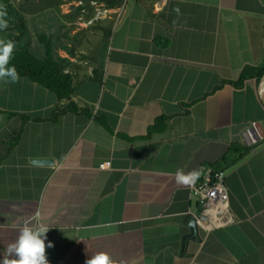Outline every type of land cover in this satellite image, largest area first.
<instances>
[{
  "label": "crops",
  "instance_id": "1",
  "mask_svg": "<svg viewBox=\"0 0 264 264\" xmlns=\"http://www.w3.org/2000/svg\"><path fill=\"white\" fill-rule=\"evenodd\" d=\"M94 20H76L74 57L57 50L83 109L51 119L54 92L0 80V256L38 215L49 264L97 251L114 264H264V138L247 134L264 105L254 78L222 84L264 65V0H124ZM202 164L225 171L232 221L195 236L194 183L175 173Z\"/></svg>",
  "mask_w": 264,
  "mask_h": 264
},
{
  "label": "trees",
  "instance_id": "2",
  "mask_svg": "<svg viewBox=\"0 0 264 264\" xmlns=\"http://www.w3.org/2000/svg\"><path fill=\"white\" fill-rule=\"evenodd\" d=\"M70 1L79 3L72 5L69 12L62 13L61 5ZM123 1L0 0V9L7 12L8 22L7 28L2 31L9 32L10 39L16 47L12 51L9 64L15 65L18 76L27 77L56 94L59 104L52 113L51 119L64 112L69 106L80 110L84 108L73 100L75 75L69 70L72 62L67 57H61L57 50L62 49L71 57L75 56L76 44L79 43L83 30L73 36L69 33L75 28L78 18L87 22L96 16L93 2L102 3L103 8L109 9L120 6ZM36 13H42L43 16L37 17ZM99 21L94 20L93 26ZM104 30L108 29L105 27ZM14 31H18V35H15ZM94 72H97L96 68H93ZM263 74L264 65L245 66L236 80H223L222 84L230 83L235 88H240L251 78L258 83ZM63 101L65 106L61 108ZM248 150V146L233 144L230 152H238L240 157Z\"/></svg>",
  "mask_w": 264,
  "mask_h": 264
},
{
  "label": "clouds",
  "instance_id": "3",
  "mask_svg": "<svg viewBox=\"0 0 264 264\" xmlns=\"http://www.w3.org/2000/svg\"><path fill=\"white\" fill-rule=\"evenodd\" d=\"M8 26L7 12L0 9V31ZM14 44L8 39H0V80L16 82L18 73L15 65L9 64ZM199 176L198 171L185 173L183 169H177L175 181L177 184L191 185ZM46 224L40 222L39 216L35 217V223H25L19 228L16 238L7 244L0 256V264H49L45 253V239L48 232ZM52 246V241L47 242V247ZM84 264H114L109 254L103 251L91 253L84 260Z\"/></svg>",
  "mask_w": 264,
  "mask_h": 264
},
{
  "label": "built area",
  "instance_id": "4",
  "mask_svg": "<svg viewBox=\"0 0 264 264\" xmlns=\"http://www.w3.org/2000/svg\"><path fill=\"white\" fill-rule=\"evenodd\" d=\"M225 177L226 173L223 169L202 164L199 168V176L191 187L199 203L196 222L207 229L232 221Z\"/></svg>",
  "mask_w": 264,
  "mask_h": 264
},
{
  "label": "water",
  "instance_id": "5",
  "mask_svg": "<svg viewBox=\"0 0 264 264\" xmlns=\"http://www.w3.org/2000/svg\"><path fill=\"white\" fill-rule=\"evenodd\" d=\"M257 90H258V95L260 97V100L262 102V104L264 105V74L262 75V77L260 78L258 84H257ZM250 137V141L252 142H256L258 140H260L261 138H264V120L258 121V122H254L253 125L250 127L248 133H247ZM33 163H38V164H47L50 163L51 160L50 159H46V158H35L32 159ZM197 222H196V217H192L190 220V233H192L193 235L197 236ZM188 235V234H187Z\"/></svg>",
  "mask_w": 264,
  "mask_h": 264
},
{
  "label": "rangeland",
  "instance_id": "6",
  "mask_svg": "<svg viewBox=\"0 0 264 264\" xmlns=\"http://www.w3.org/2000/svg\"><path fill=\"white\" fill-rule=\"evenodd\" d=\"M76 4H78L77 1L66 2V3L61 5V10L66 12L67 10L71 9L72 5H76ZM94 4H95L94 6H95L96 15L100 16L103 13V4L102 3H95V2H94ZM77 20L79 21L78 22L79 25L77 24L78 26L87 27V28L90 27V26L93 27L92 25L94 24V22L88 24L87 22H83L81 18H78ZM0 34H4V35H2V37L6 36L5 33H0Z\"/></svg>",
  "mask_w": 264,
  "mask_h": 264
}]
</instances>
